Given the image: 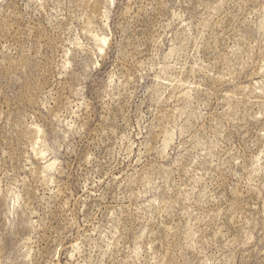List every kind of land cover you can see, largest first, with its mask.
Here are the masks:
<instances>
[{
  "label": "rangeland",
  "instance_id": "1",
  "mask_svg": "<svg viewBox=\"0 0 264 264\" xmlns=\"http://www.w3.org/2000/svg\"><path fill=\"white\" fill-rule=\"evenodd\" d=\"M0 264H264V0H0Z\"/></svg>",
  "mask_w": 264,
  "mask_h": 264
}]
</instances>
